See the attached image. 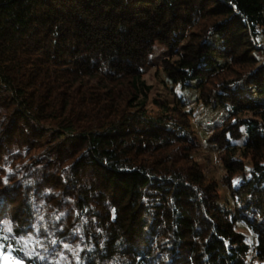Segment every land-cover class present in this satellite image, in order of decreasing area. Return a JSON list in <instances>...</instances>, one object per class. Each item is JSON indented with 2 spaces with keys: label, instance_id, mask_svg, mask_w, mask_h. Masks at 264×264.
<instances>
[{
  "label": "trees",
  "instance_id": "obj_1",
  "mask_svg": "<svg viewBox=\"0 0 264 264\" xmlns=\"http://www.w3.org/2000/svg\"><path fill=\"white\" fill-rule=\"evenodd\" d=\"M260 28L264 0H0V236L15 256L264 264V163L237 144L264 156V99L232 91L249 76L264 97ZM158 44L168 79L230 111L208 142L232 207L198 159L193 113L148 110Z\"/></svg>",
  "mask_w": 264,
  "mask_h": 264
},
{
  "label": "rangeland",
  "instance_id": "obj_2",
  "mask_svg": "<svg viewBox=\"0 0 264 264\" xmlns=\"http://www.w3.org/2000/svg\"><path fill=\"white\" fill-rule=\"evenodd\" d=\"M257 39V42L262 44L263 51H261L264 52L263 28L259 29ZM215 41L216 39H210V42L212 43H215ZM167 54V49L163 45L158 44L152 56V64L146 70V82L153 85V90L151 91L149 98L148 110L155 111L156 104L154 103V100L159 99L161 102L168 104L177 103L178 105H181L186 112L193 113L191 121L200 146L198 159L205 167L206 174L220 182L219 192L221 199L218 202L219 206L232 207V200L229 192L221 181L224 174V168L221 164L218 149L214 144L208 142V137L213 131L215 125H218L219 128H223L232 120L230 111L218 105L219 100L216 98L215 92L211 93L210 104L204 106L203 104H200V102L198 103L200 95L197 89L183 87L181 84L174 83L168 79L161 66V61L167 56ZM261 63H264V53H261L260 64ZM252 90L253 87L249 76H245L240 82H237L232 86V91L236 94H246L259 100L264 99L263 96L259 97L255 92H252ZM244 129L245 128H243V132ZM246 140L247 137L245 135L241 140L237 141V144L242 146L246 151H249V148L252 147L254 156L253 161L264 163V156L258 153L260 144L258 142H252L249 145H244ZM237 227L241 232L247 234V240L252 249L255 244V236L252 231L243 223H238ZM252 256H254L253 251L250 253V257ZM0 264H23L22 259L15 256L11 245L6 244L1 236Z\"/></svg>",
  "mask_w": 264,
  "mask_h": 264
},
{
  "label": "snow or ice",
  "instance_id": "obj_3",
  "mask_svg": "<svg viewBox=\"0 0 264 264\" xmlns=\"http://www.w3.org/2000/svg\"><path fill=\"white\" fill-rule=\"evenodd\" d=\"M53 243H55L54 241H53ZM65 247H67V245H65ZM41 259H43V257H40Z\"/></svg>",
  "mask_w": 264,
  "mask_h": 264
}]
</instances>
